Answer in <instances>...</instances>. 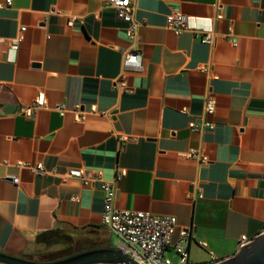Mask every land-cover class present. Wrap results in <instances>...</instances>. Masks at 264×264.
I'll use <instances>...</instances> for the list:
<instances>
[{
	"label": "crops",
	"instance_id": "1",
	"mask_svg": "<svg viewBox=\"0 0 264 264\" xmlns=\"http://www.w3.org/2000/svg\"><path fill=\"white\" fill-rule=\"evenodd\" d=\"M107 2L0 8V250L46 258L112 245L102 189L69 170L112 179L124 168L117 207L175 216V236L191 229L195 262L231 256L242 235L264 231V0H133L142 70L123 68L120 48L131 41ZM174 9L211 17L213 42L176 34L166 21ZM72 16L81 22L69 26ZM20 33L13 60L8 40ZM38 92L45 105L23 114ZM19 160L42 162L48 173Z\"/></svg>",
	"mask_w": 264,
	"mask_h": 264
},
{
	"label": "built area",
	"instance_id": "2",
	"mask_svg": "<svg viewBox=\"0 0 264 264\" xmlns=\"http://www.w3.org/2000/svg\"><path fill=\"white\" fill-rule=\"evenodd\" d=\"M108 5L112 6L117 14V17L125 22L126 35L131 41L130 48H120L123 54L122 65L124 69H143L142 55L140 50V38L138 34V23L134 18L135 4L133 0H108ZM11 5V0L0 2V8H5ZM75 21L81 22V18L72 16L68 20V25L71 26ZM167 25L176 33L188 30L193 35L201 38L203 42L212 43L214 40V31L212 28L211 17L191 16L180 12L177 9L172 10L166 16ZM25 27H21V33ZM10 38L8 40V51L11 59H15L16 52L22 40V34ZM231 31L226 34L229 39ZM0 41L4 38L0 36ZM233 44L236 40L232 39ZM123 82H115L114 88H121ZM45 105L44 92H38L33 102L28 105H23L20 111L32 116L34 113ZM215 100L212 96H208L204 106V113L211 115L215 110ZM57 109L63 115L66 108L58 105ZM77 119L84 118L85 112L79 106L73 109ZM90 111L95 112L96 107L93 105ZM192 127L197 128L192 122ZM204 127H211L212 123L203 119ZM202 161H206V157H202ZM17 164L28 167L37 175H45L48 170L42 162L32 163L29 161L19 160ZM126 170L119 168L112 179H104L99 173L93 174L84 169L69 170V175L78 176L83 183L95 182L102 189V224L112 233L118 236L116 246L121 248L130 257L135 259L139 264H201L192 260L189 256V244L192 238L191 229L182 227L178 230L177 219L173 215H156L149 211L122 209L115 205L117 198V182L124 176ZM13 182L18 183V177H13ZM251 241L246 235H242L239 240V248ZM168 251H174L177 255V260L173 261L168 256ZM215 263V262H214ZM213 264V263H211Z\"/></svg>",
	"mask_w": 264,
	"mask_h": 264
},
{
	"label": "water",
	"instance_id": "3",
	"mask_svg": "<svg viewBox=\"0 0 264 264\" xmlns=\"http://www.w3.org/2000/svg\"><path fill=\"white\" fill-rule=\"evenodd\" d=\"M1 264H139L116 245L73 250L52 258H29L0 250ZM213 264H264V231L234 254Z\"/></svg>",
	"mask_w": 264,
	"mask_h": 264
},
{
	"label": "rangeland",
	"instance_id": "4",
	"mask_svg": "<svg viewBox=\"0 0 264 264\" xmlns=\"http://www.w3.org/2000/svg\"><path fill=\"white\" fill-rule=\"evenodd\" d=\"M108 238L111 240L112 245H116V242L118 241V236L117 235L112 233V235H109ZM96 245H100V243H97ZM65 253H68V251H63V252L58 253V254L56 253V254L48 255V256H46V258H52V257L58 256V255H62V254H65ZM167 254H168V256L171 257V259L173 261L177 260V255H176V253H174V251H168Z\"/></svg>",
	"mask_w": 264,
	"mask_h": 264
}]
</instances>
